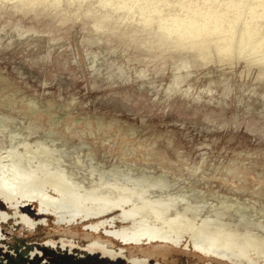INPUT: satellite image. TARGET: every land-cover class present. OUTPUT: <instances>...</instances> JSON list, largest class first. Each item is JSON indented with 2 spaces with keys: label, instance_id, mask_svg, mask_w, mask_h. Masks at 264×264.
<instances>
[{
  "label": "rangeland",
  "instance_id": "374dc122",
  "mask_svg": "<svg viewBox=\"0 0 264 264\" xmlns=\"http://www.w3.org/2000/svg\"><path fill=\"white\" fill-rule=\"evenodd\" d=\"M195 10L230 33L182 42L158 27ZM225 39L229 59L215 48ZM0 100V152L41 144L85 188L132 187L129 177L144 198H176L198 221L264 238V0H0ZM52 221L32 235L5 224L4 264H125L45 246L61 235ZM206 261L223 264L181 245L149 264Z\"/></svg>",
  "mask_w": 264,
  "mask_h": 264
},
{
  "label": "bare ground",
  "instance_id": "6f19581e",
  "mask_svg": "<svg viewBox=\"0 0 264 264\" xmlns=\"http://www.w3.org/2000/svg\"><path fill=\"white\" fill-rule=\"evenodd\" d=\"M43 1L44 0H18L20 5L22 6H38L40 4L43 5ZM145 8L147 9V11H156V7L152 3L150 5L147 4ZM194 13H196L197 15L196 17L194 16L195 18L187 17L184 19H176L173 17V19L171 20L173 23L172 25L162 23L159 24L158 27L160 30H162V32L167 35H170L172 32H176L178 39L182 42L193 41L197 38H203L221 32H225L227 34L230 33L231 24L229 27L225 28L222 25L221 20L214 16L209 10L203 12L195 10ZM246 32L248 33L249 31L247 30ZM215 48L222 57H227V59L230 58H228V56L231 54V46L229 44V41H227L226 39L224 41H220L216 44ZM45 135L43 134V136ZM24 146L25 151L23 152H19L17 148H10L0 152V193L1 191L6 189L12 190L14 189V187H33L31 189L35 193H43L44 189L42 187L49 186L53 188L54 192L59 191L60 193H62V195L65 196V198H67V200L71 204L75 202L81 204H88L92 211L101 210L99 211L101 213L108 211L110 212L111 210L126 212V217L132 219L137 218L135 220L136 222L153 224L150 227L154 232L165 230L169 233H189L192 236V239L194 240L195 244H201V248L206 251H210L214 247L216 250H218L219 254L221 255L230 256V258L232 255H234V257L238 256V258L239 256L241 257L249 255V258L252 259L253 257L256 262L262 261L264 264V238L259 237L260 235L257 236L255 233H252L249 230H245L243 232L231 230L230 228L220 223L216 218L204 217L198 221L196 220L197 208L189 203H186L182 210L176 209V198L168 196H159L154 199L144 198L142 196V193H145V188H143L140 181L129 179V177H127L126 180H129L134 187H128L125 183L121 184L117 180L111 181L102 179V181H100L98 184L92 185L90 188H85L83 184H80L78 181H76L72 177V175L68 174L66 169L59 164V158H55L49 155L50 150L47 147L41 144H36L33 150H38V152H35L32 150L31 147H29V145L24 144ZM40 154H44L43 158L41 159L38 158ZM26 156L32 157L31 160H27ZM85 156L86 155L84 154L83 157ZM68 163L70 164V162ZM25 165H41L47 173H39V175H37L36 173H32L31 170H23L20 168V166ZM96 173L98 172L96 171ZM159 183L161 182L159 181ZM160 185L163 186V184ZM235 207L237 208V206ZM77 212L79 213V211ZM169 237L171 238V235Z\"/></svg>",
  "mask_w": 264,
  "mask_h": 264
},
{
  "label": "flooded vegetation",
  "instance_id": "af4514ba",
  "mask_svg": "<svg viewBox=\"0 0 264 264\" xmlns=\"http://www.w3.org/2000/svg\"><path fill=\"white\" fill-rule=\"evenodd\" d=\"M33 151L38 152V150ZM31 158L26 156L27 160H31ZM20 168L31 170L37 175L47 173L41 165H25ZM31 188L14 187L12 190L1 191L0 243L4 240L3 226L10 220H15V224L20 226V230H26L27 235H32L38 228L50 226L49 220L52 219V223L55 225L54 229L57 234L61 235L56 238V234H50V237L45 241V246L51 247V249H56L58 246L64 250L68 248V253L72 252L74 248H79L88 252L89 255L98 254V258H106L111 262L121 260L125 264H149L152 258L161 257L163 260H167L175 247L184 245L185 249L193 250L201 259L208 261L218 260L223 264H263L262 261L256 262L253 257L249 258V255L239 256V258L236 255V257L232 255L231 258L221 255L214 247L212 250L206 251L201 248V244H195L189 233H169L165 230L154 232L150 227L153 224L136 222L137 218L126 217V212L111 210L101 213L99 212L101 210L92 211L88 204L76 202L71 204L62 193L54 192L53 188L49 186L42 187L43 193H35ZM30 204L34 205L35 211L30 210ZM117 222L128 223V225L118 227ZM81 225L84 230L82 245L79 240L75 241L78 239ZM132 247L138 249L143 255L140 256L129 251V248ZM0 260L6 261L5 259ZM155 264H159V262ZM203 264H210V262L206 261Z\"/></svg>",
  "mask_w": 264,
  "mask_h": 264
},
{
  "label": "trees",
  "instance_id": "16d2710c",
  "mask_svg": "<svg viewBox=\"0 0 264 264\" xmlns=\"http://www.w3.org/2000/svg\"><path fill=\"white\" fill-rule=\"evenodd\" d=\"M0 264H4V262L2 260H0Z\"/></svg>",
  "mask_w": 264,
  "mask_h": 264
}]
</instances>
